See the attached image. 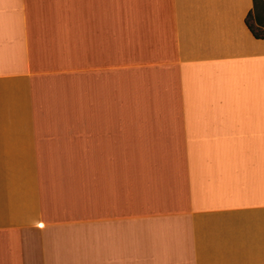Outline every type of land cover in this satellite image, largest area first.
<instances>
[{
  "label": "crops",
  "instance_id": "1",
  "mask_svg": "<svg viewBox=\"0 0 264 264\" xmlns=\"http://www.w3.org/2000/svg\"><path fill=\"white\" fill-rule=\"evenodd\" d=\"M254 7L0 0V264H264Z\"/></svg>",
  "mask_w": 264,
  "mask_h": 264
},
{
  "label": "rangeland",
  "instance_id": "2",
  "mask_svg": "<svg viewBox=\"0 0 264 264\" xmlns=\"http://www.w3.org/2000/svg\"><path fill=\"white\" fill-rule=\"evenodd\" d=\"M248 24L256 34L264 37V0H255V7L248 17Z\"/></svg>",
  "mask_w": 264,
  "mask_h": 264
},
{
  "label": "trees",
  "instance_id": "3",
  "mask_svg": "<svg viewBox=\"0 0 264 264\" xmlns=\"http://www.w3.org/2000/svg\"><path fill=\"white\" fill-rule=\"evenodd\" d=\"M250 15V14H249ZM247 26H248V28L251 30V32H253V34H254V36L255 37H260L258 34H256L254 31H253V29L251 28V26L248 24V19H247ZM264 38V37H263Z\"/></svg>",
  "mask_w": 264,
  "mask_h": 264
}]
</instances>
